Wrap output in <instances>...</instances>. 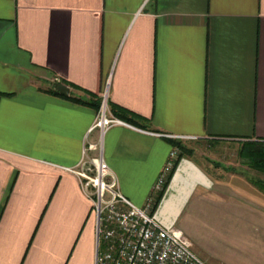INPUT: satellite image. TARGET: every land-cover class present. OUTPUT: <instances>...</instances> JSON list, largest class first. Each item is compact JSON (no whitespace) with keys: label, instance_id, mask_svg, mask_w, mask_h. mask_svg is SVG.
I'll return each instance as SVG.
<instances>
[{"label":"crops","instance_id":"1","mask_svg":"<svg viewBox=\"0 0 264 264\" xmlns=\"http://www.w3.org/2000/svg\"><path fill=\"white\" fill-rule=\"evenodd\" d=\"M105 103L135 123L93 129ZM87 140L136 206L172 141H264V0H0V264H96L95 210L70 171ZM179 166L164 224L199 188L219 224L264 222L255 177Z\"/></svg>","mask_w":264,"mask_h":264},{"label":"built area","instance_id":"2","mask_svg":"<svg viewBox=\"0 0 264 264\" xmlns=\"http://www.w3.org/2000/svg\"><path fill=\"white\" fill-rule=\"evenodd\" d=\"M125 122L109 114L107 103L99 110L93 129L104 133ZM84 158L70 171L80 180L92 201L96 216V264H208L191 247L185 234L157 218L156 196L163 190L175 152L143 207L136 206L119 190L118 180L103 159L89 152L97 149L87 140ZM174 166V165H173Z\"/></svg>","mask_w":264,"mask_h":264},{"label":"rangeland","instance_id":"3","mask_svg":"<svg viewBox=\"0 0 264 264\" xmlns=\"http://www.w3.org/2000/svg\"><path fill=\"white\" fill-rule=\"evenodd\" d=\"M179 142L180 145L173 148L175 152L173 165L178 159L180 162L186 159L201 166L207 173L212 170L239 172L255 177L256 180H264V174L250 167L247 160L240 156L245 141H228L219 145L213 141L181 140ZM173 165L167 172L168 176ZM190 195H187V198L185 196V200L176 206L167 205L164 214L175 222L174 227L185 234L190 247L205 262L208 264H264V222L248 223L225 219L221 221L223 224H219L214 217L222 212V204H217L215 200L210 201L208 197L202 199L203 189L201 188L193 192L191 197ZM188 199L190 202L188 201L186 211L179 216ZM199 210V213L204 212L203 215L209 216L205 222L192 218V214ZM248 212L239 210L232 211L231 214L245 215Z\"/></svg>","mask_w":264,"mask_h":264},{"label":"trees","instance_id":"4","mask_svg":"<svg viewBox=\"0 0 264 264\" xmlns=\"http://www.w3.org/2000/svg\"><path fill=\"white\" fill-rule=\"evenodd\" d=\"M51 92L58 94L56 90H51ZM113 116L124 121L126 123H135L134 120L129 118L125 112L121 111H113ZM173 147L180 145L179 141H172ZM240 156L245 158L253 169L259 171L260 173L264 174V141H245L243 147L240 152ZM180 163L178 159L174 163V167L172 171L169 173V176L166 180L163 190L156 196V203L154 211H157L164 196L169 187L171 180L177 170V167ZM256 185H258L261 189H264V180H255Z\"/></svg>","mask_w":264,"mask_h":264},{"label":"water","instance_id":"5","mask_svg":"<svg viewBox=\"0 0 264 264\" xmlns=\"http://www.w3.org/2000/svg\"><path fill=\"white\" fill-rule=\"evenodd\" d=\"M53 87H54V89H55L56 91H58L59 93H61V94H63V95H69V94H70V88H69L66 84H62V83H54V84H53ZM178 171H179V167L177 168V170H176V172H175V174H174V176H173V178H172V181H171V183H170L169 188L171 187L172 183L174 182L175 177H176ZM169 188H168V190H169ZM168 190H167V192H166V195H167V193H168ZM166 195H165V196H166ZM164 198H165V197H164ZM163 201H164V199H163ZM163 201H162V202H163ZM161 204H162V203H161Z\"/></svg>","mask_w":264,"mask_h":264},{"label":"bare ground","instance_id":"6","mask_svg":"<svg viewBox=\"0 0 264 264\" xmlns=\"http://www.w3.org/2000/svg\"><path fill=\"white\" fill-rule=\"evenodd\" d=\"M179 168H180V166H179ZM178 174V173H177ZM177 176V175H176ZM176 178V177H175ZM161 206V205H160ZM158 218V217H157ZM164 223V222H163ZM169 226V225H168Z\"/></svg>","mask_w":264,"mask_h":264}]
</instances>
